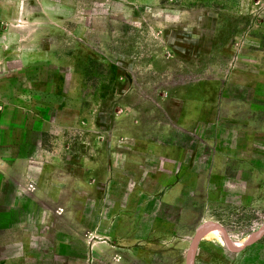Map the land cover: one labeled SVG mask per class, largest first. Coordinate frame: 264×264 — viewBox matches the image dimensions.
Here are the masks:
<instances>
[{
  "label": "rangeland",
  "instance_id": "1",
  "mask_svg": "<svg viewBox=\"0 0 264 264\" xmlns=\"http://www.w3.org/2000/svg\"><path fill=\"white\" fill-rule=\"evenodd\" d=\"M193 132L219 200L127 213L123 146ZM0 264H264V0H0Z\"/></svg>",
  "mask_w": 264,
  "mask_h": 264
},
{
  "label": "crops",
  "instance_id": "2",
  "mask_svg": "<svg viewBox=\"0 0 264 264\" xmlns=\"http://www.w3.org/2000/svg\"><path fill=\"white\" fill-rule=\"evenodd\" d=\"M201 119L197 120L198 125H206L207 123H215V120L207 119L205 112H201L199 116ZM194 124L192 116L187 118ZM109 126L107 128L106 139L108 142L107 149V168L111 170L113 162L111 159L115 154L114 151V134L109 133ZM192 134V133H191ZM194 134V135H193ZM191 144H183L181 142L171 140H138L130 141L128 145L123 146V169L130 172L142 174L144 178L148 179L147 185L132 184L131 187L124 188L126 191V198L123 208L127 213H130V204L134 202V197L141 191H145L148 195L158 199L161 203L166 205H177L182 198V192L186 186L190 185L194 189L200 188L202 191V202L206 203L209 200H219L221 196L220 190L212 187L210 181L213 177L221 175L228 166V160L233 158L229 155L232 149L238 148L233 145L227 150L226 155L223 152L216 150H208L207 155H200L197 153L198 145L200 143L211 145L209 137L201 134L198 135L193 132ZM211 139V137H210ZM132 140V139H131ZM136 142V143H133ZM110 143V145H109ZM139 143V144H138ZM112 144V145H111ZM148 157H153L154 161H148ZM196 166H202L199 169ZM113 169V168H112ZM191 183V184H190ZM76 187V188H75ZM82 184L75 185V190H81ZM145 187V188H144ZM77 192V191H76ZM133 196V197H132ZM128 219L126 218L124 222ZM123 222V221H122ZM94 231V230H93ZM90 231L89 234H94ZM158 234L156 229H151L146 239L154 238V234ZM156 234V236H157ZM115 237H134L140 238L139 235H127L126 231L116 232L112 234ZM110 236L107 232V237Z\"/></svg>",
  "mask_w": 264,
  "mask_h": 264
}]
</instances>
